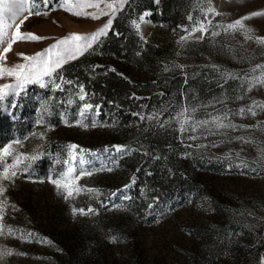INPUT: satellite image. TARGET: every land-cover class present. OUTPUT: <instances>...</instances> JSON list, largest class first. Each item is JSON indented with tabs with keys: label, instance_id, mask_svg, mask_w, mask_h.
Wrapping results in <instances>:
<instances>
[{
	"label": "rangeland",
	"instance_id": "1",
	"mask_svg": "<svg viewBox=\"0 0 264 264\" xmlns=\"http://www.w3.org/2000/svg\"><path fill=\"white\" fill-rule=\"evenodd\" d=\"M61 2L50 0L44 8L42 0H37L32 15L25 12L27 19L22 16L11 29H6L0 52L21 19V34L31 32L44 39H15L11 49L0 57V64L26 62L20 53L34 55L71 32L89 34L109 18L113 23L99 46H94L95 51L67 61L58 70L65 80L64 91L29 84L14 107L0 109V147L19 137L22 145H14L18 151L40 152L30 169L35 179L23 178L29 173H18L14 183L4 182L7 191L0 199H6L7 207L0 248L11 249L12 254L0 258V264H260L264 239L258 233L264 228L251 231L243 226V221L253 219L247 211L264 217V167L257 163L264 150V108L257 107L264 105V85L246 91L247 85L236 77L251 74L252 66L264 63V43L246 39V35L264 37V16L248 15L264 11V0H193L179 30L155 23L149 15L146 19L151 23L141 24L143 37L131 21L149 10L137 11L133 0H126L115 16L106 13L98 18L76 16L56 7ZM106 3L101 0V7ZM209 5L219 14L205 12L203 9ZM38 9L39 14H35ZM83 11L92 13L96 9L88 7ZM119 17H124L128 28L134 31L141 50L149 46L155 52L154 64L128 67L125 60L103 52L110 32L114 30L113 35L117 36L114 24ZM238 18L252 32L221 29L220 25L227 27ZM201 19L206 21L208 33L201 40L182 42L180 37L190 33L193 24ZM213 31L218 34L213 36ZM135 55L140 56V52ZM81 58H86L80 69L85 78L68 74L67 66ZM177 64L186 67L180 69ZM224 70L232 77L222 78ZM109 72L116 74L121 85L130 86V99L137 105L103 103L89 88L87 82L95 78V73L107 76ZM8 80L4 77L0 83ZM77 84L84 85L88 102L99 105L95 127L85 129L62 122V115L69 121L79 118L83 101L76 95ZM46 97H54L50 100L54 103L51 115L44 116L55 125L51 130L47 124H35L40 102ZM185 103L189 107L201 106L198 117L230 110V119L235 123L252 127L227 130L228 135H197L195 141L184 132L182 140L175 120L159 126L155 120H141L136 115L163 110V122L174 117L175 110ZM241 107L254 108L256 115L246 111L240 116ZM86 117L85 122L91 125L92 113ZM40 131L46 133V139L33 136L23 140L29 132ZM237 136L251 139H235ZM70 143L93 150L83 153V165L79 156L73 162L77 174L81 167L87 171L93 167L104 170L79 177L76 184L81 191L65 199L64 190L57 189L47 177L59 176L66 170L64 161L69 159ZM117 144L129 147L127 155L117 154L114 147L104 151L105 146ZM184 152L189 155H181ZM91 188L100 192L92 193ZM113 204L125 207L113 208ZM73 207H91L93 211L74 214ZM241 211L245 212L243 216L239 215ZM8 226L16 231L9 234ZM21 230L25 235L31 233V239H21ZM112 236L118 240H111Z\"/></svg>",
	"mask_w": 264,
	"mask_h": 264
},
{
	"label": "snow or ice",
	"instance_id": "2",
	"mask_svg": "<svg viewBox=\"0 0 264 264\" xmlns=\"http://www.w3.org/2000/svg\"><path fill=\"white\" fill-rule=\"evenodd\" d=\"M50 0H42V5L44 8H47ZM126 0H107V3L104 7H101V0H62L61 3L56 5V7L64 8L70 13H74L76 16H89L91 15L93 18H98L101 15L108 13L110 17L115 16L119 9H122L125 6ZM159 3V0H157ZM94 8L95 12L88 13L83 11L85 8ZM33 8H37V0H0V43L5 42V36L7 35L6 29H11L16 20L20 17H24L27 19V16H24L25 12L28 15H32ZM207 13L217 12V10L208 6L203 9ZM35 14H39V9ZM217 14H219L217 12ZM150 15V11H145L141 14L137 19H133L131 21L132 25L140 32L141 24L151 23L150 20L146 19ZM250 17L256 16H264V11L252 12L248 14ZM191 19V17H189ZM23 19L20 20L19 24H15V31L12 34L11 39H9L6 43V46L3 47L2 52H0V57L7 53L11 47L12 43L15 39L19 38H27L34 41H39L44 39V37L36 35L34 33H23L20 32V24H23ZM112 19L109 18L107 22L103 23L95 31L89 34H82L79 32H71L68 35H65L57 40L51 45H49L46 49L35 53L34 55H26L24 53H20L19 55L25 57L26 62H19L13 64L11 66H5L4 64H0V79L4 77H8V82L0 83V109L8 110L11 107H14L17 103V98L20 97L26 90L29 84H38L41 88H49L51 87L53 90H61L64 91V77L58 73V70L62 69V66L69 60L76 59L78 56L84 54L89 50L95 51L94 46H99L102 42L101 37H104L108 34V30L112 26ZM210 26V21L207 22ZM221 29L225 32L228 29H237L240 28L244 30L246 33L252 32L251 28H248L245 24H243L242 19L238 18L234 22H230L227 24V27L224 25H220ZM209 27L206 26V21L201 19L197 24H193L191 32L186 33L185 36H181L180 40L183 42L186 39L193 40H201L203 39V34L208 33ZM201 33L200 35H192L193 33ZM119 35V33H116ZM213 36H216L218 33L213 31L211 33ZM140 35L143 37V33L140 32ZM255 38L259 42L264 43V37H252L247 36L246 39ZM95 67V66H94ZM177 68L184 69L186 65L177 64ZM218 67V66H217ZM115 70V69H113ZM167 70V69H166ZM123 75V73H121ZM187 75V73H185ZM232 73L224 70L222 74V78L232 77ZM237 79L244 81L247 87L244 89L246 91H251L253 87L257 85H264V63H258L252 66L251 74L244 73L243 75H237ZM59 81V82H58ZM67 83L71 84V81ZM243 87V85H242ZM77 88L79 92L76 95L79 96V99L83 101L82 106L79 110V118L69 121L66 115H62L61 119L64 124L74 123L80 125L81 127L87 129L90 126L95 127L97 121L95 116L99 112V105H93L88 102L86 97H88V93L84 89L83 84H77ZM135 95V94H134ZM242 98V97H238ZM50 100H54L53 98L46 97L41 100L40 108L38 109V118L35 121L36 125L47 124V128L49 130L53 129L55 125L53 123L47 122L44 119L45 115H51L54 103H50ZM71 103V101H69ZM214 103H220V101H214ZM255 105V101L253 102ZM201 106H192L189 107L187 103L181 105L178 110H175V116H169L165 121H161L160 117L163 116V110L160 112H153L145 116L143 113H137L141 120L147 118L149 121L155 120L159 126H164L168 121L175 120L178 125L179 132L181 133V139L183 140V133L188 132L190 135L188 139L195 141L197 139V135L200 137H206L210 134H219V135H228L227 130H236L237 128H249L251 125H239L235 123L232 119H230L231 111H227L224 113L216 112V114L207 113L203 117H198L197 113ZM257 107L264 108V105H257ZM246 111L251 112L253 116L256 115V111L254 108L245 109L241 107L239 109V115L244 116ZM92 113V121L91 125L86 120V114ZM36 136L42 140L46 139V133L44 131L40 132H29L27 135L23 137V140H28L29 137ZM235 139L247 141L251 138L237 136ZM255 143V140L251 141ZM264 143V142H262ZM14 145H22L21 139L18 137L14 140L9 141L0 147V197L4 196L7 188L5 186V181L14 183V178L18 173H29V175L23 177L25 179H35L31 173L30 169L32 168L33 162L38 159L40 152L39 150L29 153L24 151H18ZM115 149L117 154L127 155L128 151H130L127 145L117 144L115 146L107 145L105 146L104 151L108 152L110 148ZM194 147H202V145H194ZM215 147V145H213ZM39 149V146H37ZM68 149V160H65L64 163L68 165L65 171L61 172L59 176L54 177L53 175H48L47 179L57 187V189L64 190V198L68 199L70 196L78 194L81 189L76 184V181L79 177L84 175H90L91 171L104 170L96 169L93 167L91 171L85 170L83 167L79 170L77 174V169L74 165V161L77 160L79 156V162L81 165L85 163L84 152L93 151L90 149H81L80 145L75 143H70L67 145ZM77 149H80V152H77ZM183 156L189 155L187 152L181 153ZM261 160L257 161L261 167H264V150L260 153ZM115 158L113 157V163H115ZM111 171V168L107 169ZM171 171V169H169ZM255 171V169H253ZM39 179L43 180L44 178L40 177ZM128 187V185H125ZM92 193H99L100 189L91 188L89 189ZM115 195V193H113ZM123 199H129L128 196H124ZM155 199V198H154ZM7 207L6 199H0V234H3L5 225L3 223L4 210ZM113 208H123L125 207L123 204H113ZM152 205H149L151 208ZM15 208V205H13ZM73 213H91L93 209L89 208H76L73 207ZM245 212L241 211L239 215L243 216ZM162 215V214H161ZM247 216L253 217L252 220H244L243 226L251 231H256L258 228H264V217H257L255 212L247 211ZM159 222V218L157 220ZM7 231L9 234L14 233L16 231L11 226L7 227ZM262 239H264V232L258 233ZM32 234L28 233L25 235L23 231H20L21 239H31ZM111 240L117 241L118 237L112 236ZM12 254L11 249L0 248V258H3L6 255ZM24 255V253H19ZM260 264H264V257L260 258Z\"/></svg>",
	"mask_w": 264,
	"mask_h": 264
},
{
	"label": "trees",
	"instance_id": "3",
	"mask_svg": "<svg viewBox=\"0 0 264 264\" xmlns=\"http://www.w3.org/2000/svg\"><path fill=\"white\" fill-rule=\"evenodd\" d=\"M132 3L137 11L149 10L153 22H162L167 28L176 31L184 24L186 15L193 6V0H159V3H157V0H133ZM123 18L119 17L116 19L114 29L119 35H113L114 30L110 32L103 46V52L112 57L125 60V64L128 67L140 68L154 64L155 52L147 45V49L144 50L138 47L139 42L134 35V31L128 28L126 19ZM138 52H140V56L135 55ZM85 61L86 58H81L69 64L66 68V70L68 69L67 73L85 78L86 75H83V72L80 70L84 66L82 64ZM94 75L95 78L88 81L87 85L89 84V88L93 90L95 95H99L103 103L107 104V102H110L111 104H118L119 107L137 105L134 104L133 99H130V86L121 85L115 73L109 72L107 76L99 73H95ZM145 89L148 90L147 87Z\"/></svg>",
	"mask_w": 264,
	"mask_h": 264
}]
</instances>
